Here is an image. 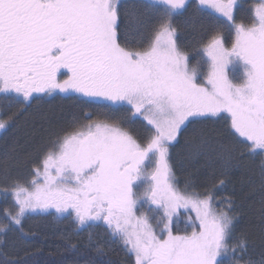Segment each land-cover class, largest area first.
Returning <instances> with one entry per match:
<instances>
[{
	"label": "snow or ice",
	"instance_id": "snow-or-ice-1",
	"mask_svg": "<svg viewBox=\"0 0 264 264\" xmlns=\"http://www.w3.org/2000/svg\"><path fill=\"white\" fill-rule=\"evenodd\" d=\"M234 5L235 0H198L195 8L200 12L205 6L233 21ZM187 10V0H143L134 6L133 26L126 23L123 38L127 44L132 36L143 46L132 49L121 43L119 0H0V93H14L22 104L30 103L33 93L57 90L103 98L109 107L126 102L153 129L141 143L117 123L90 120L56 136L43 156V170L35 169L31 190L13 189L17 210H5L10 223L0 224V234L14 226L23 237L26 214L54 208L72 216L78 229L102 220L134 254L135 264H225L236 222L232 202L217 210L211 196L177 189L170 147L186 122L228 113L244 151L238 156L226 151L220 159L228 168L245 157H262L264 190V0L256 4L250 25H235L231 48L219 34L208 37L202 48L204 83H197L200 66L190 67L177 43L173 20ZM189 19L195 25V17ZM13 119H0V129ZM140 184L147 185L142 197L135 191ZM144 202L163 209L161 222H167L159 233L147 215H136ZM189 206L198 230L173 233L174 215ZM85 247L104 251L91 233ZM238 247L246 250V238L232 245V256ZM76 249L73 244L68 250ZM4 264H27V256ZM246 264H264V258Z\"/></svg>",
	"mask_w": 264,
	"mask_h": 264
},
{
	"label": "trees",
	"instance_id": "trees-1",
	"mask_svg": "<svg viewBox=\"0 0 264 264\" xmlns=\"http://www.w3.org/2000/svg\"><path fill=\"white\" fill-rule=\"evenodd\" d=\"M142 2L143 0H119L122 44H125L123 37L126 23L130 28L133 26L129 14L134 6ZM252 2L253 0H239L234 20L229 21L205 6H201V11L196 12L198 0H187L188 10L182 16H177L173 25L177 29V43L181 50L192 56L191 63H194L195 56L213 34H219L226 44H232L235 25H250L253 21ZM193 16L195 25L189 19ZM150 30L151 25L147 31ZM129 40L125 44L129 48L143 46L138 45L136 38L132 36ZM201 61L204 62L202 58ZM204 63L206 66V62ZM58 77L64 79L59 74ZM33 97L35 98L30 99V103L22 104L19 102L22 97H17L14 93L0 94V119L14 115L9 126L0 129V183L6 182L7 188L11 187L10 182L14 179L21 182L19 179L22 178V172L37 169L51 140L66 131L77 129L89 120L101 119L118 123L141 143L153 132L142 114H134L126 102L124 106L109 107L110 102L103 98L80 97V94L61 93L58 90L51 95L33 93ZM186 124L178 136V142L170 147V164L179 190L187 188L189 193L211 196L217 210L227 209L231 201V214L236 217V222L232 238L228 242L229 258L225 264L260 261L264 258V190L260 186L259 167L262 157H245L239 166L235 162L228 168L224 166L220 159L222 153L231 151L234 156H238L244 151V145L238 143L242 138L230 128V119L225 113H217L215 116L209 114L206 119ZM5 176L8 178L4 179ZM220 180H224L223 186L219 184ZM1 195L0 184V219L4 223H10ZM178 215L172 227L175 234L183 233L186 226L185 214L180 212ZM39 218L23 220L24 236L21 237L28 241L23 250L9 255L0 247V264H4L5 260L25 256L27 264H135V259L123 240L114 237L108 230L103 231L101 227L98 231L89 228L92 240L104 250L103 254H98L94 248L85 247L88 236L80 233L75 236L76 230L73 227L66 230L62 227L53 228L52 225L40 226V221H35ZM16 231L21 235L18 229ZM101 231L105 234L104 238L101 235L100 240H95L96 232L100 235ZM242 237L246 238V250L238 247L235 256H232V245L238 244ZM73 244L77 249L69 251V246Z\"/></svg>",
	"mask_w": 264,
	"mask_h": 264
},
{
	"label": "rangeland",
	"instance_id": "rangeland-1",
	"mask_svg": "<svg viewBox=\"0 0 264 264\" xmlns=\"http://www.w3.org/2000/svg\"><path fill=\"white\" fill-rule=\"evenodd\" d=\"M238 1L239 0H235V5H236V3H238ZM259 2H260V0H253V2H252L253 11H254V8H255L256 4H258ZM235 5H234V8H233V14H235V12H234L235 9H236ZM217 14L219 16H222L219 13H217ZM222 17L226 18L224 16H222ZM245 26H248V25H245ZM235 35H236V31H235ZM234 39H235V36H234ZM224 45H225L226 48H231L232 44L228 45L224 41ZM202 48L200 49V53L195 56V59H194V63L195 64L191 63V57L192 56L190 54H188V56L190 57L189 66L193 67V66L199 65L200 68H201L200 78L197 81V83H204V76H205L206 71H207V63H206V66H205V63H204V62H206L207 58H206L205 54L203 53ZM201 58L204 60V62L201 61ZM235 74H236L237 77L242 75V70L239 68V66H237V68L235 70ZM235 82L238 83L239 79H236ZM0 94H4V93H0ZM225 114L228 115V113H225ZM142 117L144 119L143 115H142ZM228 117H229V115H228ZM229 119H230V117H229ZM91 121H104V120L95 119V120H91ZM106 122L112 123L110 121H106ZM87 123H88V121L85 122V124H87ZM230 123H231V121H230ZM120 127H122V126H120ZM124 130H126V129H124ZM44 154H43V156H44ZM42 160H43V157L41 158L39 164L37 165V168H40L41 171L43 170ZM148 167L151 168L152 165H148ZM173 174H174V172H173ZM20 175L22 176V178L19 179V180H21V182L18 181V180H15V179L12 180V182H10L11 183L10 184V186H11L10 188H7L8 186H7L6 182L0 183L1 184V191H2L1 201L4 202L5 209L9 213H13V214L17 210L16 199H15V196L13 195V189L16 187V185H21V186H24V187L28 188L29 190H31V188L33 187L32 184H31V181H32L33 176L35 175V168H33V170L29 169V171H27V172H22ZM6 177L7 176H5L4 179ZM40 182L41 183L43 182L42 178L40 179ZM146 187H147L146 184H140V186L135 189L138 197H142ZM176 187H177V189H179L177 184H176ZM203 197H205V196H201V198H203ZM21 198H23V197H21ZM180 212L185 214L184 215L185 216L184 217V221H185V225L186 226H184L183 233H179V234L191 233L193 228H196L198 230L199 222L196 220V213H195L194 210H192L191 206H189V208L187 210L184 209V208H180L178 210V212L173 217L171 228L173 227V223L178 218V216H179L178 214ZM136 215L137 216L147 215V217L149 219V223L152 225V227L154 228V230L157 233H159L161 231V229L164 227V223L167 222L166 220L161 222V217L163 216V209L156 210L155 206H151L150 207L148 202H144L142 204H138L137 209H136ZM35 217H38V218L41 217L38 220H35V221H38V222L40 221V224H41L40 226L52 225L53 228L62 227L63 229H66V230L68 229V227H73L76 230V232H74L75 236L80 233V234H84L85 236L89 237V233H90L89 232L90 231L89 228H94L96 231H98V228H100V227L102 229H104L103 231H105V230L107 231L108 230L111 233V230L108 229V227L105 225V223L102 220L93 222L89 226L84 227L83 229H78L77 226L75 225V223L73 222V217L72 216H68V215H65V214H58V213H56L54 208H49L47 210L36 209L35 211L26 214L25 217L23 218V220H25V218H35ZM2 223H4V222H2L1 219H0V224H2ZM172 231H173V229H172ZM176 234H178V233H176ZM96 235H97V238L95 236L94 237L95 240H97V239L100 240L101 239V235L103 236V238L105 236L104 232H102V231H101L100 235H99L98 232H96ZM87 240H89V238ZM27 242L28 241H24L22 239L21 235L16 231L15 227L10 228V230L7 232L6 236H4L3 234H0V247L3 248L4 252H6L9 255H15V253L23 250L26 247V245H28ZM132 255L134 257V254H132ZM134 259H135V257H134Z\"/></svg>",
	"mask_w": 264,
	"mask_h": 264
},
{
	"label": "flooded vegetation",
	"instance_id": "flooded-vegetation-1",
	"mask_svg": "<svg viewBox=\"0 0 264 264\" xmlns=\"http://www.w3.org/2000/svg\"><path fill=\"white\" fill-rule=\"evenodd\" d=\"M64 70V69H63ZM65 71V70H64Z\"/></svg>",
	"mask_w": 264,
	"mask_h": 264
}]
</instances>
